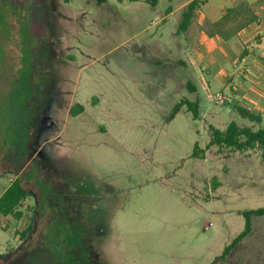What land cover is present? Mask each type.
Wrapping results in <instances>:
<instances>
[{
  "label": "rangeland",
  "instance_id": "374dc122",
  "mask_svg": "<svg viewBox=\"0 0 264 264\" xmlns=\"http://www.w3.org/2000/svg\"><path fill=\"white\" fill-rule=\"evenodd\" d=\"M125 2L0 0V192L20 177L28 194L23 220L0 222V264H212L264 207L262 151L206 148L210 124L264 120L198 80L206 120L171 118L190 98L183 31L151 25L165 1ZM215 264H264V217Z\"/></svg>",
  "mask_w": 264,
  "mask_h": 264
},
{
  "label": "crops",
  "instance_id": "0c3cea01",
  "mask_svg": "<svg viewBox=\"0 0 264 264\" xmlns=\"http://www.w3.org/2000/svg\"><path fill=\"white\" fill-rule=\"evenodd\" d=\"M116 1L124 6L128 4L126 0ZM130 1L148 2L154 12L161 1H165L167 3L165 13L159 20L152 21L151 25L175 20L178 30L181 29L185 7L197 1L198 7L192 15L191 22L183 31L184 43L178 44L183 52V58L178 59L177 64L183 81L182 87L189 92L188 100L198 104L199 99L201 100V89L199 91L201 85H195L194 80L203 84L205 92L210 90V86L219 85L222 88L219 92L224 98L227 97L234 108L240 106L248 109L259 115L261 121L264 120V0H214L217 1L215 3L211 2L213 0ZM104 3H107V0ZM201 7L204 8L203 11ZM233 8L237 10L226 24L215 28L214 24L219 22L228 9ZM257 31L260 32L259 35H256ZM227 89L229 91L226 95L224 91ZM208 112L206 107L199 109L198 118L206 120ZM2 176L3 172H0V180ZM9 185L0 192V195ZM2 219L5 218H0V222Z\"/></svg>",
  "mask_w": 264,
  "mask_h": 264
},
{
  "label": "trees",
  "instance_id": "16d2710c",
  "mask_svg": "<svg viewBox=\"0 0 264 264\" xmlns=\"http://www.w3.org/2000/svg\"><path fill=\"white\" fill-rule=\"evenodd\" d=\"M149 1V0H146ZM98 4L104 3L105 0H97ZM198 7V2L193 1L189 3L183 13L180 28L185 31L190 22L195 9ZM237 8L228 9L225 15L214 24L215 28L226 24L229 17L236 12ZM186 106L187 111L191 112L194 118L199 116V106L197 102H191L187 98L181 99L172 109L171 118H173L182 107ZM236 112L245 119L251 122L260 123L261 117L252 113L250 110L240 106L235 107ZM83 107L79 104H74L69 113L71 116L80 114ZM210 140L206 148L217 146L230 149L239 153H245L258 148L262 151L261 162L264 163V128L253 130L251 127H240L235 122H230L224 129H219L213 125L208 127ZM205 149L199 148L197 144L194 145L191 157L194 159H204ZM27 191L22 184L21 179L16 178L10 183L8 188L0 195V218H13L16 221H21L24 218L23 212L19 209L22 203L27 198ZM245 219L244 229L226 246L220 257L215 258L212 264H215L220 259H225L230 252L235 249L238 244L245 239L252 231V218L264 217V207L245 210L239 213ZM30 232V227L26 229L21 235L23 239L25 235Z\"/></svg>",
  "mask_w": 264,
  "mask_h": 264
},
{
  "label": "built area",
  "instance_id": "2783aa9c",
  "mask_svg": "<svg viewBox=\"0 0 264 264\" xmlns=\"http://www.w3.org/2000/svg\"><path fill=\"white\" fill-rule=\"evenodd\" d=\"M259 34H260V32L257 31V32H256V35H259ZM213 100H214V103H215V104H217V105H222L223 102H224V97H223V95H222L221 93H216V94H214V96H213Z\"/></svg>",
  "mask_w": 264,
  "mask_h": 264
}]
</instances>
